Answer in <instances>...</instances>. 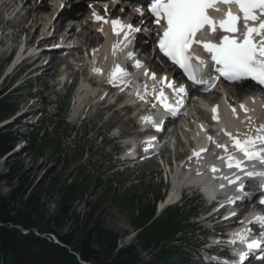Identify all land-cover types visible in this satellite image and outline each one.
<instances>
[{"label": "rangeland", "instance_id": "1", "mask_svg": "<svg viewBox=\"0 0 264 264\" xmlns=\"http://www.w3.org/2000/svg\"><path fill=\"white\" fill-rule=\"evenodd\" d=\"M25 2L26 0L23 1V4ZM37 2V5H40L41 0ZM28 3L26 6L30 9L33 8L35 1L31 0L29 5ZM75 3L77 5L81 4L80 2ZM22 5L20 7H22ZM72 5H70V7ZM74 7L76 8H69L70 10L68 11H79L82 13L86 9L85 4ZM13 9L4 17H12L13 12L16 10L15 8ZM76 14L77 20H80V14ZM30 15H32V12ZM40 17L41 15L39 13H34L30 21L38 22L37 24H41V27L43 25H50V23H43L40 21ZM64 19L67 18L65 17ZM74 24L78 26V22ZM24 26L27 28V25ZM4 29L5 30L0 28V32L1 34L3 32V34L7 36L4 40L6 42L14 32L8 29V27ZM34 30L35 29H32L30 33L24 34L26 35V40L31 37L30 35L39 36L38 31L37 34H34ZM79 40L87 42L85 36ZM3 42H1L0 45ZM84 46H86L85 43ZM94 46L95 45L92 44V46L90 45L88 47L92 48ZM144 48L145 50H143L144 52H142V55L148 52V47ZM85 49L87 48L84 47L82 49L83 53ZM2 52H4V49H0V56L4 54ZM3 58H5V56ZM40 61L35 65L36 67L41 65L42 61ZM57 62L51 66L53 69L49 71L47 76L45 75L42 80L35 78L34 80L26 82L19 88V93L15 95L16 113L15 117L11 119L13 124L8 128L13 135L14 144L16 145L14 154L18 149L23 147L21 142L31 133L35 132L44 141L42 147L43 155L42 157L33 154L25 156L23 153H20L13 159L9 161L6 160L4 164L0 162V179L7 177L8 180L7 182L0 181V196L4 199H8L14 191H18L16 195L18 196L22 194L25 189L30 188L32 192L42 193L41 203L45 204L47 214L53 215L56 210L55 205L57 198H55V193L57 190L74 181H81L83 178H87L88 187L84 192L83 198L75 205L73 209L74 214H69L67 216L65 226L61 228L51 227L52 231L56 232L60 237L69 236L77 225L75 223V216H78L79 220H81L82 215L87 213L88 209H91L97 201H100L101 206L95 218L99 219L106 229L112 230L120 236H123L124 233L129 236L133 230L127 223L128 216L119 208L122 197L127 194H141L148 189L154 191L159 185L164 187L163 172L159 165L152 163H146L145 165L138 164L137 166L121 165V163L116 162L112 157V148L109 147V145H111V137L115 135L116 132L122 131L132 134V136L136 134V128L134 127L133 120H131L134 117L132 112H121L119 111L120 106L107 113L103 112L100 108L91 109L87 113L85 111L82 112L78 121L71 123L69 115L73 110L74 95L77 88H69L66 85L62 91H59L51 87V85L56 82L49 79V76L59 75ZM70 72L73 73L72 70ZM5 73L6 72L3 71L2 61V66L0 68V80L3 79L2 87L10 85L9 83H11L13 79L12 77L4 78L3 76ZM24 74L23 70L16 71V81L11 86L10 91L13 90L21 80H27ZM30 87H33L32 91L29 90ZM28 95L33 96L32 103L27 100ZM215 95H217L216 97L220 96L218 94ZM36 101H41L44 105L41 108V116H35V112L39 108L38 104L35 103ZM67 102L68 109L62 123L56 116L60 114V108ZM31 104H34L33 107H30ZM45 105H48V107L46 108ZM25 110L26 112L24 115L26 116H22ZM82 117H87V119L81 123ZM179 124L182 123L179 122ZM110 129L112 132L109 133ZM96 136H102L103 142L108 144L107 148L101 147L99 141L95 140ZM185 151V147H180L177 150V155H184ZM5 163L7 166L13 168L12 173L6 171V166H4ZM97 183L99 185H97ZM161 192L163 193V190ZM168 193L169 192L165 191L164 196L168 195ZM15 198L17 199L18 197ZM194 201V198L190 200L187 195L184 201L176 205V207L184 209V207ZM196 203L199 206L197 210V212H199L203 206L199 201ZM188 223L193 226L194 230L200 227L194 220ZM200 241L201 237L197 233H194V236L192 235L188 239L186 246L179 244V250L181 251L180 259H183V261L175 259L174 263L204 264L202 258L197 256L195 249L198 245L197 243ZM151 255H155V252L153 251L146 254V257L149 258Z\"/></svg>", "mask_w": 264, "mask_h": 264}, {"label": "snow or ice", "instance_id": "2", "mask_svg": "<svg viewBox=\"0 0 264 264\" xmlns=\"http://www.w3.org/2000/svg\"><path fill=\"white\" fill-rule=\"evenodd\" d=\"M234 8L236 11H233ZM135 11L138 16L144 15L142 9L138 8ZM148 11L154 18L152 22L162 30L157 32L158 51L172 64L178 66L187 79L194 84H207L208 82L202 77L205 69L211 68L217 73L214 80L221 77L229 82L252 80L264 86V0H151ZM96 19L103 20L100 16H96ZM111 25L115 35L120 36L123 33V40L112 45L111 55L115 58L118 52H124L128 47L129 36L140 32L141 28L124 24L119 19L112 20ZM201 36H207L208 39L202 40ZM194 47L199 48L204 55H196L193 51ZM125 59L133 61L135 69L143 70V75L154 81L151 94L165 111L175 115L178 112V106L183 104V100L177 99V107H174L168 103L163 87L157 89L155 84L173 88L177 96L186 95V89L174 88L167 77L158 79L155 73H150L142 62L136 59L132 51L125 53ZM93 71L98 75H106L108 82L113 86L119 87L123 84L127 87L133 83L129 79L132 74L115 59L107 73L99 67L94 68ZM211 86H214V83ZM135 94L139 99L145 100L149 95L147 85H144L143 94L139 89ZM152 106L156 107V104ZM239 107L246 114L254 111L244 104ZM231 111L233 116L238 118L236 108L232 107ZM212 112L214 113L212 119L218 122V106L213 107ZM246 118L249 124L248 132L234 134L222 128L221 132L228 137L225 143L213 139L212 136L207 137L216 149L221 150L220 153H213L216 159L232 170L231 177L221 176L218 174L222 169L214 163L210 164L208 168L214 174V179H223L229 184H237L244 177L264 178V171H249L247 168L250 162H259L264 165V124L254 126L251 116ZM141 119L150 123L157 131L161 130V125L151 116H144ZM208 151L209 149L202 147L199 151H194L193 156L199 163L203 159L202 154ZM197 174L201 173L197 171ZM220 187L223 188L224 185L221 184ZM237 190H243L242 183L237 184ZM229 202L235 201L230 199ZM260 204L264 206V199L260 200ZM231 215L235 216V213ZM249 223L259 224L264 229V215L255 216ZM251 234L252 229L246 228L234 233L233 239L229 241L232 244L239 241L246 246V252L238 253L240 264H243L249 253L264 248V231H261L259 239H250Z\"/></svg>", "mask_w": 264, "mask_h": 264}, {"label": "trees", "instance_id": "3", "mask_svg": "<svg viewBox=\"0 0 264 264\" xmlns=\"http://www.w3.org/2000/svg\"><path fill=\"white\" fill-rule=\"evenodd\" d=\"M10 88L0 91V123L10 119L16 111V93ZM65 109L62 107L61 111ZM25 140L27 154L42 157L44 141L39 135L31 133ZM14 148L11 132L0 129V159ZM6 171L12 173L13 168L7 166ZM0 181L8 180L5 177ZM87 182V178H83L60 187L55 193L57 200L53 215H48L45 204L41 203L42 193L32 192L30 188L18 196V191H14L8 199L0 196V264H173L175 255L180 253L177 243L185 241L189 235V208L187 212L186 209H168L153 220L156 203L162 197L158 188L124 195L120 201L119 208L128 216L127 223L136 234L131 245L117 249L122 236L106 229L95 218L100 201L89 208L81 220L75 216L77 225L69 236L60 237L52 231L51 227L65 226L67 216L74 214L73 209L83 198ZM17 228L26 234H21ZM34 232L40 236L54 234L62 247L36 236ZM137 247L146 252H157L152 256L153 260L142 262Z\"/></svg>", "mask_w": 264, "mask_h": 264}, {"label": "bare ground", "instance_id": "4", "mask_svg": "<svg viewBox=\"0 0 264 264\" xmlns=\"http://www.w3.org/2000/svg\"><path fill=\"white\" fill-rule=\"evenodd\" d=\"M24 0H0V28H2L3 30H5L4 28L8 27V29H11L14 34L10 36V39L8 40L9 42H11L12 44L17 43V41L21 40V37H23L24 34H28V32L30 33L32 31V29H35L33 32L34 34H38L39 36H41L43 34V32L51 27L54 26L56 28H60V27H65L68 26L70 29V33H74L75 36L77 37V39H82L84 36L86 38L87 42H83L81 40V43L84 46V43L88 46H92V44H94L95 46L92 48L88 47V51H89V57L91 58V64H90V69H91V73L99 78V79H103L101 80V82H106L107 81V76L106 75H98L96 74L93 69L96 67H99L101 69H103L104 73H107V69L109 68V66L113 63V60L115 59L118 63L123 61H126L125 59V53L130 51L129 46L124 50V52H118L117 56L114 58L111 55L112 52V45L118 42H113L110 44V41H108V34L106 33V30H101L100 29V25L101 24H96V25H90L87 28V25H83L81 26V20H77L76 15L77 14H72V12L68 11V8L70 5H72L75 2L79 3V0H68L66 5L64 6V8H62L61 10H59V7L62 4V0H41L40 5H37V1L38 0H34L35 4L33 5V8H27V3L31 0H26V2L23 4ZM107 1V0H106ZM28 3V5H29ZM88 3V2H87ZM23 4V5H22ZM82 4V3H81ZM79 4V5H81ZM22 5V7H20ZM77 5V6H79ZM20 7V8H19ZM13 8H19V11L17 14H15L14 18L12 20H5L4 15L6 13H8L11 9ZM71 8H73V6H71ZM14 10V9H13ZM70 10V9H69ZM32 12V15H30V13ZM88 11L86 10V13ZM34 13H39L41 15L40 17V21H42L43 23H50V25H43L41 27V24H37L38 22H33L32 20L30 21V19L32 18ZM82 12L80 14V17L83 15ZM88 14V13H87ZM86 14V16H87ZM67 19H64V18ZM112 17L114 18H120L122 19V17H125V20L128 22V24H132L133 26H140V27H145L147 22L142 25V21L146 20L145 17H138L136 11L129 9V10H125V15H120L117 14L116 11H114L112 13ZM64 19V20H63ZM81 19V18H80ZM67 20V21H65ZM52 22V24H51ZM75 22H78V26H76V24H74ZM4 25V27H3ZM27 25V28L24 26ZM41 27V28H40ZM76 30H78L77 32H75ZM38 36V39L40 38ZM141 36L140 34H137L136 37V41H135V49L138 50L139 55H142V52H144L143 50H145L144 47H148V52L147 54H145V56L147 55V59L144 60V63L148 66V69L150 70H154L157 73H169L170 69L168 67H158L154 61H150L149 59V45L153 42V32L150 35H147V37H143V40L146 41L147 44H142L140 43L138 40ZM103 37L104 39L106 38L107 41H104L103 43L100 42V38ZM7 38V36H5L2 32V34L0 33V43L3 42L5 39ZM35 38V35L31 36L27 41L29 44H32L33 39ZM36 39V40H38ZM40 45V44H39ZM95 50V51H94ZM76 54L74 55V63H77L78 66V72H81L82 74H84L86 72V66L84 67V60H79V58H81V53L80 50H77V52H75ZM5 54V55H4ZM3 55L0 56V68L2 66V61H4V59L7 57V54L4 53ZM87 55V54H86ZM5 56V58H3ZM70 57L73 58L72 54H69ZM76 56V57H75ZM44 57H46V54L43 52H41L37 57L34 58V63L37 64L38 61H40L41 59H43ZM78 57V58H77ZM105 57H107V59H105ZM53 64L50 62L49 64H47L46 66H44L43 68H40L41 74L39 76V79L42 80V78L46 75L47 73L51 70L50 66ZM141 75V72H136L135 76H139ZM132 77H129V79L131 80ZM91 78H86L82 84L81 87L78 91V93L75 95L74 97V106H73V110H77V109H81V106L84 104L85 100L88 97H91L92 95H94V90L93 88L91 89L87 82L89 84H92L93 86H97L99 88L103 87L101 85V83L99 82H93V80H90ZM92 86V87H93ZM52 87H55V84L52 85ZM225 87H222V89L218 90L219 93H217V91H213L211 93H208L206 95H198V99L202 102V103H206L208 105H217L218 106V115L219 117L222 119V111L223 108L220 107H224L221 104H219L221 102V100L225 101V104L227 105L228 109H231L232 107H235L237 110V121L235 122V126L232 127L231 124H228L227 121H223L222 127L221 128H225L227 131L232 132L234 134H236L237 132L239 133H245L249 131V124L247 121L246 116H251L252 118V123L254 126H256L257 124H259L260 122L264 121V103L260 101V98L256 97V95H254L253 90L250 89L249 87H244V88H231L230 92H227L225 89ZM249 88V89H248ZM222 92V93H221ZM249 92V93H248ZM242 93V96L246 97H242L241 101H237L235 102L236 98H238L239 94ZM218 94L220 95L219 97H216ZM214 95V96H212ZM223 98H229V99H223ZM258 101H251V100H257ZM203 100V101H202ZM197 101V104L201 103V102ZM223 103V102H222ZM244 104L247 108L249 109H254V111H251L249 113H245V115L242 114L243 110L240 109V105ZM196 106V104H195ZM190 111L193 110V108H191L190 106H188ZM113 108V106L110 104L109 106H107L105 109L109 110ZM198 107H196L197 109ZM86 109H91V105L86 104L85 106H83V111ZM192 109V110H191ZM199 110V108L197 109ZM232 113V111H231ZM199 116L202 118H205V114L199 110L198 112ZM233 114V113H232ZM213 139L218 140L221 143H225L226 141L224 139L227 140V137L223 135V133L221 132L218 137L217 136H213ZM219 149H216V151ZM185 162L183 164V166H186ZM205 170L204 165H199L197 167H194L193 169H191L192 174L195 171H199L200 173L203 172ZM198 180L190 177V178H184L181 179V185H190L193 183H198ZM177 195V191L172 190L170 192V194L168 195V199L167 201H170L173 197H175ZM162 203H160L159 206H163Z\"/></svg>", "mask_w": 264, "mask_h": 264}]
</instances>
